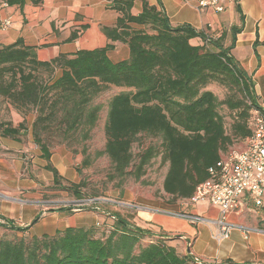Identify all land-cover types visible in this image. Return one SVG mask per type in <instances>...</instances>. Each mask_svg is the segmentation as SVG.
<instances>
[{
  "label": "trees",
  "instance_id": "1",
  "mask_svg": "<svg viewBox=\"0 0 264 264\" xmlns=\"http://www.w3.org/2000/svg\"><path fill=\"white\" fill-rule=\"evenodd\" d=\"M26 2L38 5L42 0H0V5L22 8ZM133 2L113 0L111 8L118 16L114 25L102 27L108 42L101 48L39 61L35 48L25 46L21 39L0 46V97L22 118L16 126L11 119L0 121V135L21 141L26 136V117L34 111L32 141L47 161L45 169L52 173L51 188L70 191L72 185L63 186V177L50 163L51 152L42 132L56 122L63 140L77 131L82 132V139L89 138L100 109L98 104L91 105L92 100L109 86L124 88L110 98L104 122L106 142L101 153L109 158L113 177L139 179L157 152L150 146L134 163L131 146L139 134L155 136L161 140L162 160L167 163L162 190L186 199L209 178V169L216 167L221 152L250 136L252 109L260 106L250 79L230 55L234 37L224 48L220 39L213 40L189 24L172 26L166 14L146 0H142V10L132 14ZM235 8L241 12L237 4ZM83 29L73 31L69 39ZM240 30L241 26L232 27L231 33ZM195 38L202 44H192ZM116 43L126 44L129 54L113 62L108 52ZM57 68L62 72L55 78ZM213 82L231 93L220 101L205 89ZM219 104L233 112L229 133ZM83 164L88 165L86 159ZM109 216L113 225L105 224L110 231L104 237H96L98 227L90 225L34 235L29 242L1 239L0 264H186L191 260L168 244L169 235L158 238L119 213ZM8 224L11 229L28 230ZM144 237L149 243L140 246Z\"/></svg>",
  "mask_w": 264,
  "mask_h": 264
},
{
  "label": "crops",
  "instance_id": "2",
  "mask_svg": "<svg viewBox=\"0 0 264 264\" xmlns=\"http://www.w3.org/2000/svg\"><path fill=\"white\" fill-rule=\"evenodd\" d=\"M146 1L161 9L172 26L189 24L213 40L220 39L224 48L231 45L234 37L230 55L250 79L253 95L264 108V45L261 44L264 42V0H237L240 13L236 11V4L232 3H224L222 11H215L211 7L199 8L198 0ZM112 2L113 0H42L38 5L26 2L22 8L1 4L0 22L10 19L11 23L6 29H0V46L21 39L25 46L35 48L39 61H50L59 54L72 56L79 50L104 47L108 40L102 27L114 25L118 16L111 8ZM141 10L142 0H134L131 13L137 14ZM240 26L241 30L232 35V27ZM81 27L84 29L78 32L75 39L70 40V34ZM256 40L259 43L254 45ZM191 42L194 45L202 44L199 38L192 39ZM128 54L126 44L116 43L115 48L108 52V57L117 62L126 59ZM61 72L60 68L55 69L54 77H59ZM21 120L16 114L12 119L13 126ZM28 122L27 120L26 136L21 141L0 135V193L4 196H41L43 191L39 182L43 180L45 183H52V173L45 169L47 161L41 157L40 149L32 142L31 124ZM242 144L243 140H238L232 145L240 147ZM54 156L51 153L50 163L64 177L66 168L63 164L57 166ZM63 158L70 162L71 154L64 151ZM135 191V199L130 200L142 205V209L136 213L134 224L129 219L127 221L153 234L160 230L169 237L182 236L170 239L168 244L174 246L179 254L189 256L191 260L186 264H194L195 257L217 264H264V195L262 206L257 207L251 201H246L237 214L230 216L234 223L259 230H252L245 237L239 229H234L227 239L217 242L214 239V225L191 224L175 215L178 211H185L214 218L218 214L216 207L206 203L185 206L182 205L183 199L174 204L158 203L150 195L148 201L144 202L138 197L141 192ZM13 199L16 201L14 206L7 205V202L0 203L2 223L14 224L15 219L21 222L16 226L28 227L37 236L52 235L68 226L72 227L71 224H65L62 208L58 210L37 204L34 206L29 204L33 201L21 197ZM112 213L107 212L106 215ZM92 214L94 218H102L96 211ZM76 215L78 213L73 216ZM51 218H58L59 221L53 224L49 220ZM186 239L190 244L189 249Z\"/></svg>",
  "mask_w": 264,
  "mask_h": 264
},
{
  "label": "rangeland",
  "instance_id": "3",
  "mask_svg": "<svg viewBox=\"0 0 264 264\" xmlns=\"http://www.w3.org/2000/svg\"><path fill=\"white\" fill-rule=\"evenodd\" d=\"M42 75L44 76L45 74ZM205 89L212 91L220 101L231 93L228 87L221 86L214 82L207 85ZM124 90L125 89L121 87L109 86L92 100L91 105L98 104L100 105V109L96 124L89 130V138L82 139V137H80L82 132L77 131L76 133H69L67 135L68 137H66L67 139L63 140V132L55 127L56 122L52 124L53 126L50 130L42 132L41 138L48 146L49 151L54 153V162L56 165L60 166L63 164L66 168L62 185L65 187H70V185H72L70 191L55 190L51 188L52 183L48 184L41 180L39 182L41 190L43 191L41 196H4L0 193V203L6 204L7 202V205L10 204L14 206L16 201H14L13 198L21 197L33 201V203L29 204L34 206L37 204L38 206L42 205L45 208H56L58 210L62 208L64 210L62 216L66 222L65 224H71L72 227H88L90 225H95V227L98 228L94 230V235L96 237H104L108 235L110 231V228L105 227V224H107V226L113 225V219L105 214L107 212L119 213L124 218L129 219L132 224L135 223L133 219L136 213L142 209V205L134 203V200H130L131 198L135 199V190L141 192L138 197L142 198L144 202L148 201V195L158 203L174 204L178 202V198H173L162 190V181L166 172L167 163L162 160L163 147L159 138L151 135L139 134L131 146L134 163L138 161V155L150 146L155 147L157 152L156 156L145 166L144 174L139 179H134L132 176H126L125 178L113 177L109 158L101 153L106 142L104 122L106 119L108 102L113 95ZM218 112L223 117L226 132L229 133L230 126L233 122V112L231 113L224 104H219ZM16 114H19L18 111L10 105L8 100L0 97V121L9 122ZM34 115V111H31L27 115L26 119L29 121L28 124L32 123ZM64 151L71 154L70 162L68 159L63 158ZM98 152L101 154H97ZM85 159L88 162L86 166L83 164ZM73 189L75 191H73ZM39 201H42V203H39ZM201 204L202 203H197L195 205ZM97 207L100 210H98V213L102 215L100 219L94 218L92 214ZM76 213H78V215L73 216ZM73 217H75V219ZM49 220L52 221L53 224L59 221L58 218H51ZM2 221L1 219L0 223H2ZM4 223L5 224L0 225V240L17 241L23 239L29 242L34 236V230H27L26 232L18 231L8 228L7 225L9 224L7 222ZM13 223L19 225L21 222L14 219ZM137 223L142 225L138 221ZM156 233L161 234L162 231L157 230ZM148 243V237H144L139 245H147Z\"/></svg>",
  "mask_w": 264,
  "mask_h": 264
},
{
  "label": "built area",
  "instance_id": "4",
  "mask_svg": "<svg viewBox=\"0 0 264 264\" xmlns=\"http://www.w3.org/2000/svg\"><path fill=\"white\" fill-rule=\"evenodd\" d=\"M224 3L236 4L237 0H198L199 8H213L222 11ZM5 5V4H4ZM10 19L0 22V29L10 25ZM209 37V36H208ZM250 104V102H248ZM260 106V105H259ZM250 136L243 140L242 146H229L216 167L209 169V178L199 183L193 194L182 200V205L189 206L197 203H206L218 209L216 217H208L193 212L178 211L176 216L184 218L191 224H212L216 232L214 239L221 242L227 239L234 229H239L245 237L253 229L231 221L230 216L237 214L244 202L251 201L260 207L264 195V108L252 109L249 124ZM238 141V140H237ZM96 211L99 208H95ZM100 211V210H99ZM163 238V233L155 234ZM167 238L170 239L168 236ZM194 264H217L214 261H205L194 258Z\"/></svg>",
  "mask_w": 264,
  "mask_h": 264
},
{
  "label": "water",
  "instance_id": "5",
  "mask_svg": "<svg viewBox=\"0 0 264 264\" xmlns=\"http://www.w3.org/2000/svg\"><path fill=\"white\" fill-rule=\"evenodd\" d=\"M174 238H182V236L177 235V236L170 237V239H174ZM186 242H187V247L189 249L190 244L188 243V240L187 239H186ZM188 253H189V250H188Z\"/></svg>",
  "mask_w": 264,
  "mask_h": 264
}]
</instances>
